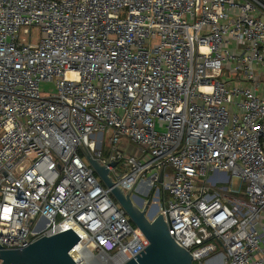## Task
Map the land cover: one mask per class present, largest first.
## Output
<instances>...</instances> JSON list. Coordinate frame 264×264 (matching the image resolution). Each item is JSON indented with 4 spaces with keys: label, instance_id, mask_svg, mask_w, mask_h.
I'll use <instances>...</instances> for the list:
<instances>
[{
    "label": "built area",
    "instance_id": "obj_1",
    "mask_svg": "<svg viewBox=\"0 0 264 264\" xmlns=\"http://www.w3.org/2000/svg\"><path fill=\"white\" fill-rule=\"evenodd\" d=\"M82 145L160 203L193 264H264V0H0L1 247L70 230L77 264L148 247Z\"/></svg>",
    "mask_w": 264,
    "mask_h": 264
},
{
    "label": "water",
    "instance_id": "obj_2",
    "mask_svg": "<svg viewBox=\"0 0 264 264\" xmlns=\"http://www.w3.org/2000/svg\"><path fill=\"white\" fill-rule=\"evenodd\" d=\"M81 149L102 183L111 190L113 199L149 243L140 256L125 264H193L195 259L191 254L170 236L164 217L158 215L159 206L145 203L136 196L132 197L133 191H125L116 185L108 168H115L116 162L107 159L106 165H103L100 160L92 157L85 146L82 145ZM162 177L161 174L160 183ZM79 242V236L70 230L53 237L41 238L24 248L5 249L0 246V261L1 264H77L70 252Z\"/></svg>",
    "mask_w": 264,
    "mask_h": 264
},
{
    "label": "rangeland",
    "instance_id": "obj_3",
    "mask_svg": "<svg viewBox=\"0 0 264 264\" xmlns=\"http://www.w3.org/2000/svg\"><path fill=\"white\" fill-rule=\"evenodd\" d=\"M40 36V33H39V30H33V41L35 42V41H37L38 40V37ZM41 89H42V93H53V92H55V86L53 85V84H43L42 86H41ZM110 138V136L109 135H105L104 136V139H109ZM118 148L120 149V151L125 155V156H137V157H139V156H141V151H140V148L138 147V146H136L135 144H132V143H130L128 140H126V139H123L121 142H120V144H119V146H118ZM104 154L105 155H108L109 153H108V150H107V148H105V150H104ZM87 162V161H86ZM237 183V179L236 178H234L233 179V182H232V184L233 185H235ZM133 196H137V197H139V198H141V199H143L144 201H146V202H148V200H149V198L148 197H144V196H140V195H138L137 193H135V192H133L132 193V197ZM118 203V202H117ZM162 204H163V202H161V206H162ZM151 205H152V203H151ZM159 206H160V203H159Z\"/></svg>",
    "mask_w": 264,
    "mask_h": 264
}]
</instances>
